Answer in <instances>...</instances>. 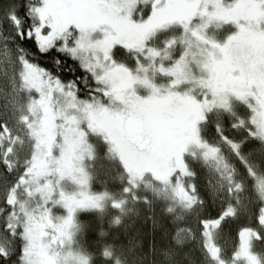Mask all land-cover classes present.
I'll return each mask as SVG.
<instances>
[{
  "label": "snow or ice",
  "instance_id": "6c2138e0",
  "mask_svg": "<svg viewBox=\"0 0 264 264\" xmlns=\"http://www.w3.org/2000/svg\"><path fill=\"white\" fill-rule=\"evenodd\" d=\"M60 2L0 0V9L7 8L5 18L16 28L18 37L34 40L42 54L62 53L76 60L87 86L77 79L65 82L53 77L26 56L18 58L20 87L29 93L26 112L18 122L30 146L20 158L17 143L23 141L9 121L0 118V264H59L58 254L52 249L64 243L63 226L72 221L77 208L101 207L98 201L107 193L77 199L58 187L65 178L84 183V169L78 163L85 152H91L86 144L89 132L102 137L109 150L119 155L131 185L123 188L125 193L138 186L137 179L150 173L168 186L171 198L183 209L203 203L195 184L185 186L181 179L195 176L184 160L189 145L201 149L205 162L214 161V170L227 183L228 196L234 190L242 191L243 183L235 180L234 164L218 145L201 140L199 135L198 125L207 121L212 107L230 111V104L217 103L228 96L248 110L247 124L240 117L231 127L247 130L238 140L225 135L219 125L216 131L253 179L259 200L257 219L264 225V176L257 178L247 159L253 152L264 153V0H151L150 11L141 20L132 18L140 0H122L117 11L124 9V15L115 17L61 16L57 11ZM222 25L234 29L222 42L206 35L210 27ZM96 31L102 36L92 40L91 34ZM169 31L177 35L164 41V58L171 59L168 50H175L177 43L182 48L175 51V59L168 66L155 65L156 71L169 77L167 86H158L147 75H133L127 66L116 63V56L128 52L139 54L133 57L138 66L140 56L154 63L162 50L150 41ZM193 39L196 52L192 51ZM137 84L148 89V94H137ZM185 84L189 88L181 91ZM197 87L201 89L200 98L190 90ZM161 135L165 137L162 144ZM124 144L138 154H147L150 149L155 154L137 164L121 150ZM254 163L259 167L258 161ZM51 176L57 178L55 184ZM34 200L38 203L28 207ZM124 202L113 200L112 204L121 208ZM61 208L67 213L63 225L52 219V213ZM235 211L228 206L214 218L200 220L205 248L216 264L225 261L211 242V232ZM114 223H119V217ZM239 235L241 242L233 259L261 264L250 251L251 237L259 234L242 229ZM104 255L110 253L105 251ZM78 264H88L87 257H79Z\"/></svg>",
  "mask_w": 264,
  "mask_h": 264
},
{
  "label": "rangeland",
  "instance_id": "374dc122",
  "mask_svg": "<svg viewBox=\"0 0 264 264\" xmlns=\"http://www.w3.org/2000/svg\"><path fill=\"white\" fill-rule=\"evenodd\" d=\"M36 1V0H35ZM35 4L39 3L37 0ZM122 0H61L57 11L61 16L66 17H90V16H122L124 15V9H120L117 11ZM151 0H140L139 7L135 8L132 12V18L136 13L139 14V19H143L150 11ZM6 19V18H5ZM136 20V19H135ZM103 27V26H102ZM74 30V29H73ZM234 30L229 25H222L219 28L215 26L210 27L206 35L210 38L215 39L217 41H223L230 32ZM177 35L175 31H169L162 33L161 35L155 37L152 41H150L153 47L161 49V56L155 58L154 63L150 61V59H145L143 56H140V65L138 66L135 60L133 59L134 56L139 55L138 53L128 52L122 54L121 58L119 55L116 56V63L127 66L133 75H137L143 78L145 75L152 80L158 86H167L169 77L166 75L161 74L159 71L155 70V65H159L163 63L165 66H168L173 62L175 59V51H178L182 48V45L177 43L176 49H169L168 52L171 56V59L164 58L163 56V43L165 40L169 39L171 36ZM102 36V33L99 31L93 32L91 34V39L95 40ZM192 51H197V42L193 39L192 41ZM87 54V53H85ZM20 56H23L13 50L10 46H8L1 38H0V118L7 119L9 121V125L12 128L13 132L23 141L21 144L19 141L17 143V155L20 158H23L25 154L29 151L30 140L28 136L25 134V130L23 125H21L19 121V117L26 112V105L29 99V93L20 87V76L19 73L21 72V63L18 60ZM146 69V72L144 71ZM199 75V73H197ZM185 88H189V85L185 84L182 86L181 91ZM193 95H196L197 98H200L201 89L192 88L190 89ZM135 91L137 94L141 96H145L148 94V89L140 86L139 84L136 85ZM218 104L220 103H228L231 106L230 111H226L223 107L214 106L211 108L210 112H215L219 117L223 115H232L235 113L238 106H242L246 113V124L248 120V110L246 107L235 97L228 96L226 99L217 101ZM62 104V101H61ZM166 119V118H165ZM199 135L201 140L207 141L210 144L221 146V151L224 154V146L227 143L220 140L219 135H214L208 138L207 128H209L208 121L200 122L199 125ZM232 131H240V129L244 130V134L247 130V127H237L232 128ZM165 137L161 135L160 142L163 143ZM233 139V138H232ZM237 139V138H236ZM235 139V140H236ZM234 140V139H233ZM86 144L91 148V152L84 153V159L78 163L79 167L84 169V183H77L71 179L65 178L59 181L58 187L62 189L67 194H74L77 199H84L86 197H96L102 193H107L103 197L102 200H99L98 203L101 207H84V208H77L75 213L73 214L72 221L68 225H64V232L66 233L64 237V243L62 245H56L53 247V251H56L58 254L59 264H78L79 257H87L88 264H92L94 258L90 254L86 253L83 250V247L79 243V239L81 234L83 233V223L80 220V217L85 212H94V214L99 215V217L104 219H109L110 225H119L121 224L127 217L130 215H134V209L132 208L134 200L138 197L137 195L141 192L143 193H153L158 198L164 200L169 206L172 207L171 213L175 215L177 219H180L182 226L185 228L178 231L175 237L177 243H183L187 240H191L195 233L202 237L205 242L206 238L202 235V226L198 223L197 232L192 229V223L189 219L192 217V213L195 209L199 207H203V203H197V205L192 208L191 210L183 209L177 202L171 198V191L167 185L163 184L161 181L156 180L150 173H145L142 178L136 180L137 187L132 189L131 192L125 193L123 192V188L125 186L131 187L128 183V173L124 170L121 161V167L126 174V178L123 184L118 185L119 188L114 191H109L106 187L100 184L99 189L95 190L94 184L95 180L98 178L95 177L93 169L95 167V163L98 161L99 155V146L105 145L107 147V155H105L106 159H112L111 155H115L116 158L119 159V155L109 150V146L105 143L102 137L93 134L91 132L88 133L86 138ZM121 150L125 152L128 158L134 161L137 164L142 163L145 159L154 156L155 152L153 149H150L147 154L144 153H136L129 150L126 144L122 145ZM195 153V155H193ZM201 149L197 148L195 145H189L188 151L184 153V160L187 164L188 168L195 173L194 177L184 176L181 179L185 186L188 183H194L197 189V194L200 198L205 200L207 196L211 201H215L218 204L217 212L221 211L222 209L233 206L236 211L234 216L227 217L222 223L221 226L217 227L215 230L211 232V242L220 250V258L225 261V264H246L244 259H233V253L238 251L240 246V232L242 229L251 230L252 233H258L259 237L253 235L250 240V251L254 254L261 264H264V225H261L258 222V206L259 200L256 196V193L253 188V179L248 176L246 169L240 163L239 160L236 159L234 155L230 157L225 155L228 161L234 164L236 173H235V180L243 183V190L242 191H233L231 196H228L226 193L227 183L226 181H222L220 177L217 175V172L214 170V161L209 160L205 162L201 157ZM254 155H249L247 157L248 161L253 164L254 171L256 172L257 178L260 176H264V171L260 169V167H256L253 157ZM104 158V160H105ZM97 159V160H96ZM108 160H106L108 162ZM120 160V159H119ZM109 163V162H108ZM237 166L240 170L243 171L244 176L246 178H242V175L239 173L240 171L237 169ZM103 168H101V171ZM239 171V172H238ZM77 177L80 176V173H74ZM124 176V174L122 175ZM49 179L55 184L56 177L51 176ZM118 179V180H117ZM121 177H116V181L120 183ZM175 178L172 179V184H175ZM43 183V181H41ZM223 184L224 187L222 188L220 185ZM213 191L215 194L213 195ZM135 195V199L133 198ZM23 199V197H21ZM124 200L125 202L122 204L121 208L113 207L112 201H120ZM237 200L239 201L237 203ZM250 201L253 202L255 213L250 218L248 217V203ZM38 203V200L31 201L28 207H34L35 204ZM87 204L88 201L85 200ZM215 208V209H216ZM116 217H119V223H114ZM67 218L66 211L61 208L59 212L52 213V219L55 223L63 225V221ZM234 223L235 226V233L233 236V240L231 243V247L226 246L222 243L225 236L222 235L220 228H225V224ZM3 221L0 219V224ZM191 223V224H190ZM195 223V222H194ZM231 227H233L231 225ZM228 236H226L227 238ZM105 250L101 253V261L100 264H106L108 261L112 264H131L127 262L128 260L123 259L121 256H117L113 252H109L110 255H104ZM121 254V252H120ZM206 264H216L210 255L207 252L206 255Z\"/></svg>",
  "mask_w": 264,
  "mask_h": 264
},
{
  "label": "trees",
  "instance_id": "16d2710c",
  "mask_svg": "<svg viewBox=\"0 0 264 264\" xmlns=\"http://www.w3.org/2000/svg\"><path fill=\"white\" fill-rule=\"evenodd\" d=\"M36 2L38 1L32 0L33 4ZM6 12L7 8L0 9V38L8 46L47 70L53 77H59L65 82L77 79L82 86L87 87L83 82L84 73L76 60L62 53L42 54L36 47L34 40L21 39L17 36L16 28L5 19ZM134 18L138 20L139 14L136 13ZM24 27L27 29V22H25ZM121 56L119 55V58ZM244 110L242 106L237 105L233 117H231L232 115L219 117L217 113L210 112L207 119L209 128H207L206 133L208 135L206 137L214 139L211 136L218 135L216 126L219 125L225 135L234 140L240 139L245 135L244 130L232 131L231 123L240 117L246 119ZM223 146L224 150H227L225 155L228 154L229 157L233 155L228 145ZM106 148L105 145L98 147L100 157L97 158L98 160L96 159L98 162L95 163L93 169L98 180H95L94 188L98 190L101 184L109 191H114L119 188L118 185L121 186L124 183L126 174L121 167L120 160L114 154L110 157L112 159L105 158L108 150ZM252 155H254L252 157L254 162L258 161L260 169L264 171V153L253 152ZM101 168H103L102 171ZM237 169L242 178H246L238 166ZM123 174L124 176H122ZM119 176L121 177L120 183L116 181V177ZM143 192L139 193L133 202L134 215H130L119 225L111 226L109 219L102 220L94 212H85L81 215L83 233L79 243L86 253L93 256L92 264H100L103 261L101 259L103 250L113 252L131 264H206L205 240L195 233L191 240L177 243L175 240L177 232L185 228L180 219H177L171 211L167 210L171 206L165 203L163 199L158 198L153 193ZM247 205L248 217L251 218L255 213L253 202L250 201V204ZM216 207H218L217 202L211 201L206 196L203 207L193 211L192 217L189 219L193 222L190 224L195 232L198 230L197 225L201 219H212L216 216L218 213ZM224 226H226L224 229L220 228L221 234L225 236L222 243L231 247L235 226L234 223L231 224L230 222ZM226 236L228 237L226 238ZM106 264L112 263L108 261Z\"/></svg>",
  "mask_w": 264,
  "mask_h": 264
}]
</instances>
